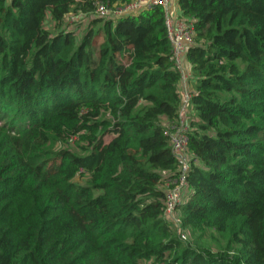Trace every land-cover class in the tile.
<instances>
[{
  "label": "trees",
  "instance_id": "trees-1",
  "mask_svg": "<svg viewBox=\"0 0 264 264\" xmlns=\"http://www.w3.org/2000/svg\"><path fill=\"white\" fill-rule=\"evenodd\" d=\"M132 1L0 0V264H264V0L174 1L193 33L179 226L162 8L93 15Z\"/></svg>",
  "mask_w": 264,
  "mask_h": 264
},
{
  "label": "built area",
  "instance_id": "built-area-1",
  "mask_svg": "<svg viewBox=\"0 0 264 264\" xmlns=\"http://www.w3.org/2000/svg\"><path fill=\"white\" fill-rule=\"evenodd\" d=\"M172 1L173 0H135L128 3L126 8L114 9V12H112L113 10H107L95 4L93 15L94 17L103 19L108 18V16L112 14L114 18H117L121 15L137 14L142 10H148L155 6L162 8L166 38L171 47L170 61L179 72L180 82L183 84L187 78L183 73L180 55L185 51V48L191 44L193 33L191 24L179 19V17L172 18L170 16L169 8H171ZM70 17H73V19L76 18L70 15L67 19ZM68 23L69 22L66 20V24L71 25ZM192 94L193 90L190 91L186 86H183L179 94L180 105L177 120L170 123L163 132L168 138L171 153L176 161L175 175L165 184L166 193L163 201V214L165 218L170 220L175 226H179L180 224L178 215H176L177 207L185 201L188 195L186 177L189 172L192 156L187 152V120L191 114L189 101ZM73 140L74 139L69 140L68 143L74 142ZM181 239H185L183 234H181Z\"/></svg>",
  "mask_w": 264,
  "mask_h": 264
},
{
  "label": "rangeland",
  "instance_id": "rangeland-1",
  "mask_svg": "<svg viewBox=\"0 0 264 264\" xmlns=\"http://www.w3.org/2000/svg\"><path fill=\"white\" fill-rule=\"evenodd\" d=\"M173 3H174V1H172V4ZM127 6H128L127 4L126 5H119V7L117 6L116 8H126ZM114 11L115 10H113L112 12H114ZM108 18H114V17H113L112 14H110L108 16ZM67 21L69 22L68 24H74V26L72 28L75 29V37H76V39L79 38V36L82 33V28L86 24V21L84 20V17H76L75 19H73V17H70V18L67 19ZM75 25H77V26H75ZM45 28L48 31H51V27H50L49 23L45 24ZM66 149H68V150H70V151H72V152H74L76 154H79V150L76 148L75 143H69L68 145H66ZM76 181L80 182V180H78V179ZM81 182H83V179L81 180ZM183 233H184L185 239L187 241L189 239V236H188L187 233H185V232H183Z\"/></svg>",
  "mask_w": 264,
  "mask_h": 264
},
{
  "label": "crops",
  "instance_id": "crops-1",
  "mask_svg": "<svg viewBox=\"0 0 264 264\" xmlns=\"http://www.w3.org/2000/svg\"><path fill=\"white\" fill-rule=\"evenodd\" d=\"M173 1H175V0H173ZM169 13H170V16L172 18L178 17V9H177V7L175 5V2L171 5V8H169ZM180 60H181V66H182V69H183V73L185 74L187 80L183 84L180 81L177 84V91H178L179 94L182 91L183 86H186L187 89L190 90V91L192 90V86H191L190 81H189L188 66H187V64H186V62L184 60V52L181 53ZM164 187H165V185H164Z\"/></svg>",
  "mask_w": 264,
  "mask_h": 264
}]
</instances>
